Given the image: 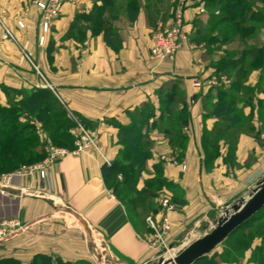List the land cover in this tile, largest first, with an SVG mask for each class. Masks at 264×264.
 <instances>
[{
  "label": "crops",
  "instance_id": "crops-1",
  "mask_svg": "<svg viewBox=\"0 0 264 264\" xmlns=\"http://www.w3.org/2000/svg\"><path fill=\"white\" fill-rule=\"evenodd\" d=\"M93 4L94 0L63 4L39 45V12L32 0H0V20L14 38L3 39L0 24V108L7 107L11 92L5 88L25 93L44 90L98 132L94 149L47 165V177L40 178L36 171L13 175L4 187L14 192L0 189V224L13 220L25 226L0 242L2 258L13 257L22 264L39 256L68 263L159 264L160 258L175 254L211 229L228 204L245 196L264 177V123L258 120L264 116L263 106L254 105L264 100V93L252 90V99L247 86L249 96L239 98L237 104L244 114L242 122L227 128L236 137L233 159L222 150L212 167L203 165V128L220 126V120L205 110V100L214 98L211 93L216 87L208 81L213 74L209 65L204 66L205 56L209 50L214 53L217 44L191 42L174 62L151 58L150 28L169 25L172 6L171 0H151L143 3L133 19L120 16L113 23L120 40L114 48L103 40V32L94 35L90 22L77 18L88 14ZM202 10V5L189 0L184 18L192 38H200L205 31ZM18 20L23 28L17 26ZM72 23L73 37H66ZM259 32L262 44L264 26ZM252 74L248 84L253 87L258 72ZM192 78H198V83L193 84ZM170 86L176 95L167 105L162 97ZM134 111L147 117L138 143L147 155L139 169L122 157L120 138V128L134 122ZM179 113L189 116L188 135L177 120ZM177 131L182 139L188 137L183 155L186 170L160 160L162 154L174 153ZM113 163L133 171L135 179L122 180L120 169L109 170ZM117 172L121 176H115ZM124 186L134 194V204L129 206L116 194ZM162 196L173 204L172 211L165 210ZM165 214L164 246L154 245ZM222 243L207 255L215 254L218 264H257L252 254L261 245L260 237L253 238L242 254L234 249L220 256Z\"/></svg>",
  "mask_w": 264,
  "mask_h": 264
},
{
  "label": "rangeland",
  "instance_id": "rangeland-1",
  "mask_svg": "<svg viewBox=\"0 0 264 264\" xmlns=\"http://www.w3.org/2000/svg\"><path fill=\"white\" fill-rule=\"evenodd\" d=\"M97 1L99 4H97ZM150 1L151 0H106V1L94 0L92 9L89 11L88 14H80L82 17L80 19H83V16H87L91 14V12L94 11L93 9L94 7H98L99 11H98V15L95 18L96 20L94 22L90 21L92 33L94 35L95 34L98 35L99 33L103 32L102 30L104 26L112 27L113 23L117 21V19H119L120 16H125L129 19H133L137 10L143 6V3H149ZM191 1L193 2V4L202 5L203 7L201 13L204 12L205 14L204 20L206 21L203 22L204 25L202 26L203 29L205 30L203 31V36H201L200 38H192L191 36H188L182 47H180L178 50L174 52L172 59L162 57L164 56L163 55L164 53H162L159 57H157L151 53L154 29L160 23L155 24L152 28H150V32H149L150 41H151V45L149 47L150 57L158 61L174 62L177 55L184 48L191 45V42L198 44L204 42L205 44H207V46H211L210 45L211 43L217 44L214 45V47L212 48V51H214V53L208 49L209 51L205 56L204 66L206 68L207 67L206 65H209L210 72L211 74H213L208 81H210L212 85L216 86L211 93L214 96V98L210 97L205 100L206 101L205 110L209 112L207 114L216 115L214 113V108L218 104L219 95L217 94H219L218 92H220L221 90H224L225 97L234 96L235 102H234L233 112L236 113L237 115L235 119H231L229 116H227V118L224 117L223 112L221 114H217L216 116L220 118L219 124L222 127L228 124L231 125L240 124L242 122V118L244 117V114L242 110H240V108L237 106V104L239 98L244 99L245 97L249 96L248 92H245L247 87L251 88L252 99L255 98V94H253L252 90L256 92L258 91V93L259 91H262L264 93V54L262 55L252 50L253 46H258L261 43L260 41L261 39L259 37L260 36L259 31L264 26V0H244L246 1L245 3L247 9L245 10L247 18L244 24L246 26L250 25L255 27L254 33L253 35H251L252 36L251 39L250 36L242 37L237 33L239 27L232 25V22L230 21V19L232 18V14L231 12H228V6L230 4L231 5L238 3L241 4L243 0H191ZM171 5H172L170 8L171 22L167 26H163L161 24V26H163L164 28L169 27L172 24L173 16H174L173 14L175 10L178 8V6L182 7L183 15H184L186 8L189 5V0H171ZM130 7L135 8L136 10L135 13L134 10L131 9ZM212 13H215L217 17H220V21L216 24L214 23L212 24L210 21V16ZM227 17L228 19H224ZM38 20H39V15H38ZM248 30H251V28H249ZM47 33H41L40 35H38V38L39 36H43L45 39V35ZM79 38H83V37L79 36ZM103 40L106 43L108 41L107 38L104 37V34H103ZM218 51H220V53ZM222 63L223 64L228 63L229 65L227 67L225 66L222 67L220 65ZM0 65H1V60H0ZM254 72H258V80L257 83L252 87L250 84H248V80L253 75L252 73ZM253 77L254 75L251 78L253 79ZM191 81L193 82V84H197L198 78H192ZM25 97H26V93L20 91L9 92L7 94L8 108L7 107L6 108L8 112L0 116V140L3 139L7 134L9 135L11 134L10 136H13L12 135L13 130L16 128H21V133L18 136H16L15 139L23 140V144H32V145H36L37 147L34 150H32V152L28 151L25 155L24 160L20 162L11 161V159L14 158L13 151L14 150L18 151L19 149L14 145H9L7 147L6 150H8L7 152L9 153L7 154L9 155L3 156V154H0V159H5V162H3V166H0V189L2 190V192L7 191L4 189L6 188L4 186H9L8 185L9 182H12L13 180L12 177H14L12 176L11 179L7 182V180L5 179L6 175L17 174L18 172L24 173L28 168L44 163L45 160L48 158L51 149L65 148L71 150L74 148V142L76 140L75 135H73L72 137V146H66L62 144V142L58 141L57 139L55 140L50 136L52 130H56V132H63V130L65 129L58 127V124L54 125L53 124L54 120L63 119L70 124L69 127L66 128L65 132L76 129L78 131L91 133L94 136H96V139L98 137V132L95 129L89 128L75 112L68 109V107L64 102L56 101L55 104V102L49 101L48 103L50 104V107H52L51 110L52 109L54 111L64 110L66 112L64 118L56 117L55 119V117H51L50 115H47L46 117L47 112H43V111H41L43 112L41 113L43 116L36 118L37 111L34 110L33 112H31V110L28 108L29 105L26 104L20 106L22 105L20 103L23 104L25 103L24 102ZM255 103L256 106L258 104L260 106H263L262 112L264 115V100L262 101L258 100L254 102V105ZM68 112L70 114H68ZM44 120H47L46 124H44L45 122ZM258 120L263 124L264 116H261L260 118H258ZM180 121L181 123H183L181 127H183L185 134L186 135L190 134L189 116L187 115L184 120H180ZM12 126H14V129H12V131H9L8 128H11ZM177 126L179 127H176V129H179L180 125ZM214 127L217 128V126ZM204 129L205 128H203V130ZM220 131L221 133L219 137V142L216 148L211 147L208 141L204 140L203 135L201 137L200 143H201V150L203 153V163H204L203 165L204 167H206V169L212 167L213 160L221 155L222 150L226 152V158L233 159L234 157L235 142H236L235 135L229 134L228 129L227 130L224 129ZM176 136H177V143L176 146H173L174 153L173 154L164 153L160 156V160L164 163H167L165 162V160L161 159L162 156H166L168 158H171L172 161H175L176 165H178L182 170H186L187 164L183 158V155L185 153L188 137L184 136L183 139H181V137L178 134V131L176 132ZM40 137H44L46 141L45 142L42 141ZM262 138L264 140V132L262 134ZM95 147H91L86 151L94 149ZM81 153L83 152H80L79 154ZM116 175L121 176V173L118 174L117 172L115 173V176ZM116 194L117 196L120 197V199L125 200L126 205L129 206V204H134L133 202L134 194L129 191L128 187L125 186L121 187L120 189H118ZM165 218H167L168 220L167 214H165L162 217L161 226L158 227L159 233L161 232L162 234H164V232L168 230V221H167V229L166 228L164 229ZM75 221L77 222V220ZM209 230H207L206 232H208ZM236 234L239 237L247 238V240L250 241L248 244H245L242 247L237 248V251L240 254H242V252L249 247L253 238L260 237L261 246L256 247L253 250L252 256L255 258L257 256L264 257V218L261 221L254 223L253 226H249L239 230L238 233ZM34 262L35 260L32 258L31 261L27 264H35ZM51 263L56 264L53 259L52 261L49 260V264ZM0 264H22V262L18 261L13 257L10 258L0 257ZM200 264H207V262L203 261Z\"/></svg>",
  "mask_w": 264,
  "mask_h": 264
},
{
  "label": "trees",
  "instance_id": "trees-1",
  "mask_svg": "<svg viewBox=\"0 0 264 264\" xmlns=\"http://www.w3.org/2000/svg\"><path fill=\"white\" fill-rule=\"evenodd\" d=\"M106 1V0H105ZM246 1H242L241 4H233V5H229L228 6V12H231L232 14V18L230 19V21L232 22V25L239 27L238 28V34L242 37H246V36H251L254 33V26H246L244 24L247 15L245 10L246 9ZM131 9L134 10L135 13V8L130 7ZM129 8V10H130ZM94 11L91 12V14L87 15V16H83V18L86 21H91L94 22L96 19V16L98 15V11L99 8L98 7H94L93 8ZM78 19L82 18L81 15H78L77 17ZM223 19V18H222ZM224 19H228L224 18ZM257 20V19H256ZM210 21L213 24H216L220 21V17H217V15L215 13H212L210 16ZM75 26V23L71 24L68 32L66 33V37H73V28ZM249 28H251V30H248ZM103 34L104 37L107 38V43L109 45H111L114 48H118L119 44H120V40L118 38V36L116 35V31H114V29L110 26H104L103 28ZM255 52L259 53V54H264V43L253 47V49ZM251 52V50H250ZM216 65V64H215ZM222 67L225 66L227 67L229 64L228 63H222L220 64ZM217 66V65H216ZM6 92H14L16 90H12V89H8L5 88ZM219 97H218V104L215 106L214 108V113L217 114H221L223 112V116L227 118V116H229L231 119H235L236 118V113L233 112L234 110V102H235V98L234 96H229V97H225V92L224 90H221L220 92H218ZM175 95H176V91H175V87L174 86H170L167 88V90L165 91V93L163 94V101L165 104L169 105L171 103L174 102L175 100ZM49 101H53L56 104V99L52 96V94L50 92L44 91V90H32L30 92L26 93V97L24 99V104L20 103L23 105H29L28 108L31 110V112H33L34 110L37 111L36 114V118H39L41 116H43L41 113L43 112H47V115H50L51 117H62L64 118V116L66 115V112L64 110H60V111H54L53 109L51 110L52 107H50ZM52 106V104H51ZM43 111V112H41ZM53 111V112H51ZM8 110L7 108H0V116H2L3 114L7 113ZM134 114L136 116L134 122L132 121V123L125 128H120V135H121V142L123 145V158L125 160V158H129L131 160V163H133V166L136 167L137 169H139L145 159H146V152L143 151L142 149H140V147L138 146V143L142 140L143 138V134H142V128L144 127V124L147 122V117L144 113L139 112V111H134ZM215 115V116H216ZM186 114L184 113H179L177 114V120H184L186 118ZM219 120L220 118L218 116H216ZM43 118V117H42ZM45 119V117H44ZM44 124H46L47 120H44ZM235 121V120H234ZM237 122V121H236ZM53 124L56 125L58 124V127L60 128H65L63 130V132H56V130H52L50 133V136L53 139H57L58 141L62 142V144L66 145V146H72V137L68 132H65L66 128L69 127V123L66 122V120H54ZM231 124L228 125H224L222 126H218L217 128L214 127L211 130H203V138L204 140L208 141L209 145L211 147L216 148L219 142V137H220V130H224L226 129L228 126H230ZM233 125V124H232ZM9 131H12V129H14V126H12L11 128H8ZM21 133V128H16L13 130V136H10L9 134L5 135V137L3 139L0 140V154H3V156L7 155L8 150L7 147L9 145H14L15 147H18V151L14 150L13 151V159H11V161L13 162H20L23 161L25 158V155L28 151L32 152V150H34L37 146L36 145H32V144H23V140H16L15 137L18 136ZM180 139V138H179ZM182 139V138H181ZM37 156V155H36ZM0 166H3V162H5V159H0ZM4 160V161H3ZM7 161V160H6ZM118 169H120V171L122 172V180L126 179L127 180H132L135 179V175L133 171H128L125 170L124 168H119L117 163H113L112 166L109 167V170L112 171H119ZM111 175V174H110ZM109 177V175H108ZM264 218V208L261 209L256 215H254L252 218H250L249 220H247L240 228H238L234 233H232L228 238H226L222 245H223V251L220 253V256L224 254V252H227L229 250H234L237 248L242 247L245 244H248L250 241L247 240V238H241L239 237L236 233H238L239 230L244 229L246 227L249 226H253V224L255 222H259ZM234 234V235H233ZM252 239V238H251ZM261 246V245H260ZM259 246V247H260ZM219 256V258H220ZM253 260L257 263V264H264V257H260L257 256L256 258L253 257ZM52 259L54 260V262L56 264H88L85 262H78V263H68V262H64L58 258H51L49 256H39L38 258L34 259L35 260V264H49V260L52 261ZM203 261H206L207 264H218V259L216 257L215 254H212L210 257H208L207 255L204 256L202 259L196 261L194 264H200ZM53 264V263H51Z\"/></svg>",
  "mask_w": 264,
  "mask_h": 264
},
{
  "label": "built area",
  "instance_id": "built-area-1",
  "mask_svg": "<svg viewBox=\"0 0 264 264\" xmlns=\"http://www.w3.org/2000/svg\"><path fill=\"white\" fill-rule=\"evenodd\" d=\"M77 0H32L33 5L39 12V28L42 33H47L50 28L51 22L56 19L60 13L63 4L72 3L75 4ZM181 4V3H180ZM173 22L169 27L164 28L161 26V23L154 29V34L152 38V46L151 53L157 57H159L162 53H164L162 57H166L168 59H172V56L176 50H178L187 37L189 36V31L186 30V22L184 20L183 10L181 6L175 10L173 14ZM0 24L3 27L2 37L4 39L14 40L10 31L2 24L0 20ZM17 26L20 28L24 27L22 21H17ZM44 42V37L39 36L38 44H42ZM29 58V57H28ZM214 84V83H213ZM68 114H70L68 112ZM71 134L75 135L74 148L71 150L65 148H56L51 149L49 152L48 158L44 163L39 164L37 166L28 168L24 173L18 172L13 175H25L26 173H30L32 171H36L40 178L47 177V169L46 166L54 163L66 155H78L80 152H84L91 147H95L96 145V136L91 133H87L84 131L71 130ZM166 156H162V160L165 162L176 165L175 161H172L171 158ZM104 161L109 164V161L104 158ZM13 175H6L5 179L7 182L11 179ZM161 203L164 206L167 212L173 210V205L169 202L167 198L161 197ZM148 223L153 227V223L150 218L147 219ZM167 218L164 219V229H167ZM25 228L24 225H20L13 220L4 221L0 224V242L6 239L10 234H15L22 231ZM156 241L154 245H160L164 243L162 238V233L156 230ZM164 246V245H163Z\"/></svg>",
  "mask_w": 264,
  "mask_h": 264
},
{
  "label": "water",
  "instance_id": "water-1",
  "mask_svg": "<svg viewBox=\"0 0 264 264\" xmlns=\"http://www.w3.org/2000/svg\"><path fill=\"white\" fill-rule=\"evenodd\" d=\"M8 192L13 189L5 188ZM264 208V177L245 196L228 204L213 220L212 227L175 254L160 258L159 264H194L210 254L226 238L240 228L247 220Z\"/></svg>",
  "mask_w": 264,
  "mask_h": 264
}]
</instances>
